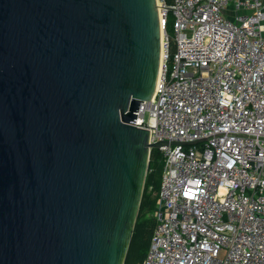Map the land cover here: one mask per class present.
<instances>
[{
	"label": "water",
	"instance_id": "obj_1",
	"mask_svg": "<svg viewBox=\"0 0 264 264\" xmlns=\"http://www.w3.org/2000/svg\"><path fill=\"white\" fill-rule=\"evenodd\" d=\"M162 31L158 0H0V264H125Z\"/></svg>",
	"mask_w": 264,
	"mask_h": 264
},
{
	"label": "built area",
	"instance_id": "obj_2",
	"mask_svg": "<svg viewBox=\"0 0 264 264\" xmlns=\"http://www.w3.org/2000/svg\"><path fill=\"white\" fill-rule=\"evenodd\" d=\"M158 3L160 75L135 125L168 144L151 148L164 166L139 264H264V0Z\"/></svg>",
	"mask_w": 264,
	"mask_h": 264
},
{
	"label": "trees",
	"instance_id": "obj_3",
	"mask_svg": "<svg viewBox=\"0 0 264 264\" xmlns=\"http://www.w3.org/2000/svg\"><path fill=\"white\" fill-rule=\"evenodd\" d=\"M168 4L172 0H165ZM167 32L171 35L174 29V17L170 14L167 21ZM174 51L175 44L172 43ZM158 150H153L150 156L149 170L146 178L145 191L136 222L132 242L125 260V264H139L146 257L152 236L156 227L155 210L158 201V192L162 180L163 161Z\"/></svg>",
	"mask_w": 264,
	"mask_h": 264
},
{
	"label": "rangeland",
	"instance_id": "obj_4",
	"mask_svg": "<svg viewBox=\"0 0 264 264\" xmlns=\"http://www.w3.org/2000/svg\"><path fill=\"white\" fill-rule=\"evenodd\" d=\"M172 17H173V15H172ZM171 35H174V29H172L171 30V33H170ZM162 157H160V159H161Z\"/></svg>",
	"mask_w": 264,
	"mask_h": 264
},
{
	"label": "bare ground",
	"instance_id": "obj_5",
	"mask_svg": "<svg viewBox=\"0 0 264 264\" xmlns=\"http://www.w3.org/2000/svg\"><path fill=\"white\" fill-rule=\"evenodd\" d=\"M162 35L164 36V31H162Z\"/></svg>",
	"mask_w": 264,
	"mask_h": 264
}]
</instances>
